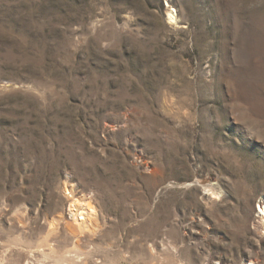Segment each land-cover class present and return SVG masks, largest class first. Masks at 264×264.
I'll list each match as a JSON object with an SVG mask.
<instances>
[{
	"label": "rangeland",
	"instance_id": "rangeland-1",
	"mask_svg": "<svg viewBox=\"0 0 264 264\" xmlns=\"http://www.w3.org/2000/svg\"><path fill=\"white\" fill-rule=\"evenodd\" d=\"M262 213L264 0H0V264H264Z\"/></svg>",
	"mask_w": 264,
	"mask_h": 264
},
{
	"label": "bare ground",
	"instance_id": "bare-ground-1",
	"mask_svg": "<svg viewBox=\"0 0 264 264\" xmlns=\"http://www.w3.org/2000/svg\"><path fill=\"white\" fill-rule=\"evenodd\" d=\"M170 19H175L174 11H172L170 15ZM71 201L72 202L70 203L69 210L72 215V220L67 223V227L73 233L80 231L84 232V230H86V228L90 226V223L96 213V209L92 201L90 200H82L79 197H72ZM263 219H264V214H263Z\"/></svg>",
	"mask_w": 264,
	"mask_h": 264
}]
</instances>
